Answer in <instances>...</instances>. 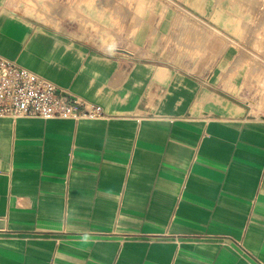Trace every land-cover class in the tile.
Segmentation results:
<instances>
[{
    "label": "crops",
    "instance_id": "0c3cea01",
    "mask_svg": "<svg viewBox=\"0 0 264 264\" xmlns=\"http://www.w3.org/2000/svg\"><path fill=\"white\" fill-rule=\"evenodd\" d=\"M36 6L0 0V54L106 116L0 117V264H264V120L222 58L103 50Z\"/></svg>",
    "mask_w": 264,
    "mask_h": 264
},
{
    "label": "rangeland",
    "instance_id": "374dc122",
    "mask_svg": "<svg viewBox=\"0 0 264 264\" xmlns=\"http://www.w3.org/2000/svg\"><path fill=\"white\" fill-rule=\"evenodd\" d=\"M32 1L41 19L103 50L141 51L196 72L222 58L211 69L222 87L250 118L264 120V0ZM141 4L147 11L139 12Z\"/></svg>",
    "mask_w": 264,
    "mask_h": 264
},
{
    "label": "built area",
    "instance_id": "2783aa9c",
    "mask_svg": "<svg viewBox=\"0 0 264 264\" xmlns=\"http://www.w3.org/2000/svg\"><path fill=\"white\" fill-rule=\"evenodd\" d=\"M105 111L47 77L0 54V117L102 118Z\"/></svg>",
    "mask_w": 264,
    "mask_h": 264
}]
</instances>
